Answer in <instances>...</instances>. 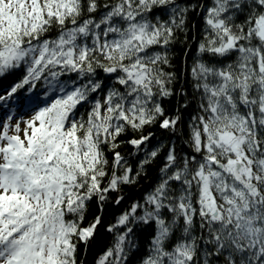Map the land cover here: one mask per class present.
<instances>
[{
    "label": "snow or ice",
    "instance_id": "obj_1",
    "mask_svg": "<svg viewBox=\"0 0 264 264\" xmlns=\"http://www.w3.org/2000/svg\"><path fill=\"white\" fill-rule=\"evenodd\" d=\"M196 9L197 56L173 70ZM17 74L0 88V264H83L111 194L159 156L146 129L182 131V75L198 101L190 151L169 143L158 182L107 226L96 264L136 253L138 264H264V0H0V85ZM129 133L143 153L135 172L118 151ZM93 201L100 214L85 224Z\"/></svg>",
    "mask_w": 264,
    "mask_h": 264
},
{
    "label": "trees",
    "instance_id": "obj_2",
    "mask_svg": "<svg viewBox=\"0 0 264 264\" xmlns=\"http://www.w3.org/2000/svg\"><path fill=\"white\" fill-rule=\"evenodd\" d=\"M177 3L183 4L184 6H188L189 4L195 8V6L199 3L208 4L209 0H177ZM162 12L161 8H154L152 13L150 14L153 18ZM163 19H167V17H163ZM204 27L203 13L199 10H190L187 16V30L186 32H180L177 34L178 40L169 51V56L172 59V63L174 65L173 70L180 69L183 67L185 60L190 64L192 60L197 56V45L202 39L201 33ZM187 52V57L185 53ZM207 57H205L206 59ZM99 78L105 79L107 74L103 73L102 70H99ZM21 74H17L15 77H9L8 79L2 82L0 88H6L11 85L15 80L20 78ZM185 76H181L180 79L175 84V88L177 90L183 89L187 93V107L180 108L181 115L183 118V122L180 125L181 132L177 134V136H172L167 130L161 129L159 125L153 126L151 129H146L147 131H151L153 135V139L150 141L148 147L157 146L158 143L163 145L161 147L159 156L149 165H145L143 170L141 171V175L136 178V182L133 184L122 185L119 193H112L111 199L106 203L103 212V227L100 229V235H98L96 243L89 247L87 251H84L81 246V251L79 254V260L83 261V264H96L97 257L105 250L109 241L112 239V235L106 231V228L109 224L115 223L116 218L128 209L132 203L136 201L143 202V197L150 192L156 183L158 182L160 175V168L163 166L164 155L168 151L169 143H173L176 145L178 151L180 152H188L190 149L187 147L185 141L188 136V122L189 117L194 116L197 113V96L194 93L191 84L185 83ZM27 88V86H25ZM37 88L43 93L44 88L42 84L37 85ZM0 94H3L0 91ZM96 95V94H93ZM178 97H172L170 99H166L163 102V106L167 110L168 114H174L176 108L178 107ZM79 108V111L82 113H86L87 108ZM146 134V133H145ZM138 138V134H135ZM133 136L132 133L128 135L121 136L120 139L125 143L121 145L118 151L127 159V163L134 170H138L139 164L143 159V153L135 154V149L127 144V140L131 139ZM111 157V154H109ZM119 195H122L124 199L122 202L117 205L115 203V198ZM99 209L93 201L89 205V211L87 214V219L85 220V224L88 221L92 220L94 216L99 215ZM152 234L151 229H147L144 231L141 240L138 241V245L141 247V251H143V246L146 244L148 238H150ZM140 253H136L131 257L132 264H138L137 257Z\"/></svg>",
    "mask_w": 264,
    "mask_h": 264
},
{
    "label": "rangeland",
    "instance_id": "obj_3",
    "mask_svg": "<svg viewBox=\"0 0 264 264\" xmlns=\"http://www.w3.org/2000/svg\"><path fill=\"white\" fill-rule=\"evenodd\" d=\"M27 118V117H26Z\"/></svg>",
    "mask_w": 264,
    "mask_h": 264
}]
</instances>
